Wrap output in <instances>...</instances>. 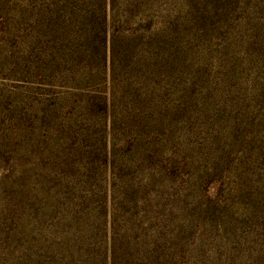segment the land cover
Instances as JSON below:
<instances>
[{
	"label": "rangeland",
	"instance_id": "obj_1",
	"mask_svg": "<svg viewBox=\"0 0 264 264\" xmlns=\"http://www.w3.org/2000/svg\"><path fill=\"white\" fill-rule=\"evenodd\" d=\"M0 264H264V0H0Z\"/></svg>",
	"mask_w": 264,
	"mask_h": 264
}]
</instances>
